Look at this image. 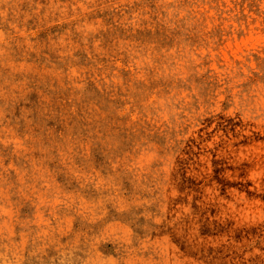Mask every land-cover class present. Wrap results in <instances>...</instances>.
Returning a JSON list of instances; mask_svg holds the SVG:
<instances>
[{
	"label": "rangeland",
	"instance_id": "obj_1",
	"mask_svg": "<svg viewBox=\"0 0 264 264\" xmlns=\"http://www.w3.org/2000/svg\"><path fill=\"white\" fill-rule=\"evenodd\" d=\"M8 19L16 22L12 31L19 30L9 41V56L18 67L13 75L30 86L44 85L38 88V96L45 95L50 100V93L55 92L72 112L113 116L126 129L135 128L140 119L160 108L159 102L165 107H179L177 96L183 99L191 93L208 97L219 92L222 99L220 90L248 73V79L240 83L249 88L256 86L253 96L264 84V0H17V14H9ZM0 28H10L2 15ZM141 75L145 79L141 80ZM227 113L224 109L214 116L198 117L195 126L185 125L177 159L186 161L185 175L194 185H216L218 198L232 201L235 196H243L255 208L264 204V175H256L253 180L250 169L247 191L224 175H243L238 165L229 163L231 149H248L236 137L243 117L237 113L240 119L234 123V117ZM28 118L33 124L22 127L12 120L0 124V173L4 167L15 165L3 174L15 185L17 168L31 172L35 167L49 179L50 190L41 198L45 203H33L9 189V199L19 200V206H13L16 218L38 220L39 224L32 223L30 227L47 230L44 222L51 219V204L47 203L50 199L63 200L61 209L69 203L73 207L87 205L97 195L96 182L103 180L106 173L97 168L99 175L92 180L74 177L67 171L61 173L53 162L46 117H33L29 112ZM248 131L255 129H246L245 134ZM202 170L208 172L207 182L202 175H196ZM40 183L37 181V186ZM200 192L202 199L205 193L203 189ZM192 195L186 192L183 200L177 198V210ZM208 204L210 224L201 237L208 242L206 248L221 250L215 264H264V230L231 236L213 232L211 225L216 222L217 209L214 202ZM20 228L17 224L13 231ZM42 243L38 240L35 245H25V264H48L52 246L40 251ZM190 261L199 264L195 257Z\"/></svg>",
	"mask_w": 264,
	"mask_h": 264
},
{
	"label": "clouds",
	"instance_id": "obj_2",
	"mask_svg": "<svg viewBox=\"0 0 264 264\" xmlns=\"http://www.w3.org/2000/svg\"><path fill=\"white\" fill-rule=\"evenodd\" d=\"M38 10L37 7L35 11ZM9 14H17V0H0V15L10 24L7 31L0 28V124L7 120L18 122L22 127L33 124L28 118L29 112L33 117H46L47 130L52 136L53 162L61 173L67 171L74 177L92 180L94 175H99L96 169L100 168L106 175L96 182L97 195L87 205L73 207L69 203L61 209L63 200L50 199L47 203L51 204V219L44 222L47 230H34L30 225L39 221L16 218L13 206L18 207L19 200H10L9 196L15 193L32 199L33 203L38 200L45 203L41 198L49 192L50 181L35 167L31 172L17 168L14 185L3 174L15 165L4 167L0 173V222L3 225L0 264H25V245H35L38 240L43 241L40 251L52 246L53 255L48 264H192L190 257H195L199 264H215L221 250L206 248L208 242L201 237L210 224L209 201L214 202L217 209L216 222L211 225L213 232L231 236L247 234L253 229L259 234L264 230V211L261 210L264 204L254 208L243 196H235L232 201L218 198L216 185L212 188L194 185L185 175L186 161L177 159L185 125L195 126L199 123L198 117L214 116L227 109L234 123L243 117L236 137L242 145L247 144L248 149H231L229 163L238 165L243 175H224L237 181L242 191H247L250 169L253 180L256 175H264V135H261L264 133V84L258 86L259 91L253 96L256 86L249 88L240 83L248 79L251 75L248 73L221 89L222 99L219 92L208 97L181 93L183 99L175 97L180 100L179 107L173 104L169 108L159 102L160 108L140 119L135 128L126 129L113 116L104 118L72 112L59 101L55 92L50 93V100L48 96H38V88L44 85L33 83L30 86L28 81L13 75L18 67L9 56V41L19 30L12 31L16 29V22L8 19ZM156 71L160 73L161 69ZM164 72H167L166 67ZM140 79L145 77L141 75ZM253 128L255 131L245 134L246 129ZM196 175L208 181L207 170ZM37 181L42 183L37 186ZM177 188L185 191L177 193ZM200 189L205 193L202 199ZM186 192H192V198L187 204L181 203L177 210L176 200H183ZM197 200L200 202L196 203ZM17 224L20 230L13 231Z\"/></svg>",
	"mask_w": 264,
	"mask_h": 264
}]
</instances>
